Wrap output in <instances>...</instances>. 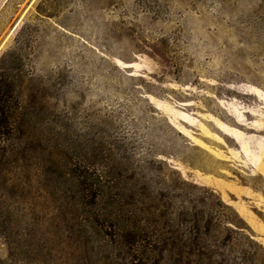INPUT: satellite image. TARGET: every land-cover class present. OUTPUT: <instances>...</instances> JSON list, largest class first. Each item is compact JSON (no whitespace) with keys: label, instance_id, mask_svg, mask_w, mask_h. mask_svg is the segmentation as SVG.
Wrapping results in <instances>:
<instances>
[{"label":"rangeland","instance_id":"374dc122","mask_svg":"<svg viewBox=\"0 0 264 264\" xmlns=\"http://www.w3.org/2000/svg\"><path fill=\"white\" fill-rule=\"evenodd\" d=\"M9 60L58 166L135 174L138 192L203 211L222 238L249 234L264 264V0H10ZM36 183L21 186L24 245L55 208ZM0 259L26 264L6 239Z\"/></svg>","mask_w":264,"mask_h":264},{"label":"trees","instance_id":"16d2710c","mask_svg":"<svg viewBox=\"0 0 264 264\" xmlns=\"http://www.w3.org/2000/svg\"><path fill=\"white\" fill-rule=\"evenodd\" d=\"M14 69L11 60L0 66V239L9 240L12 261L256 264L260 259V246L249 234L243 244L232 236L222 238L214 219L203 211L177 213L146 183L138 192L135 174L117 170L119 177L112 179L107 164L99 162H74L69 172L58 166L28 115ZM45 152L48 163L42 165L37 158ZM34 179L36 189L41 181L48 190L55 208L47 219L36 216L45 229L38 228L34 241L24 245L16 213L25 204L21 186L32 188ZM0 264L7 263L0 259Z\"/></svg>","mask_w":264,"mask_h":264},{"label":"crops","instance_id":"0c3cea01","mask_svg":"<svg viewBox=\"0 0 264 264\" xmlns=\"http://www.w3.org/2000/svg\"><path fill=\"white\" fill-rule=\"evenodd\" d=\"M10 0H0V12L2 8H4Z\"/></svg>","mask_w":264,"mask_h":264}]
</instances>
